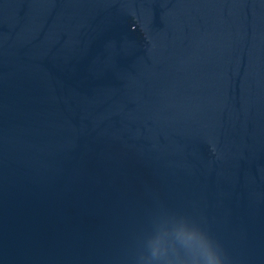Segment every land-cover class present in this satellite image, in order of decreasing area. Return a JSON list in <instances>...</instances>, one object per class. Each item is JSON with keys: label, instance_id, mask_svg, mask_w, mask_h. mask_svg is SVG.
<instances>
[{"label": "water", "instance_id": "95a60500", "mask_svg": "<svg viewBox=\"0 0 264 264\" xmlns=\"http://www.w3.org/2000/svg\"><path fill=\"white\" fill-rule=\"evenodd\" d=\"M172 214L264 264V0H0V264H135Z\"/></svg>", "mask_w": 264, "mask_h": 264}, {"label": "clouds", "instance_id": "9594fccd", "mask_svg": "<svg viewBox=\"0 0 264 264\" xmlns=\"http://www.w3.org/2000/svg\"><path fill=\"white\" fill-rule=\"evenodd\" d=\"M135 264H228L219 243L199 221L172 214L139 238Z\"/></svg>", "mask_w": 264, "mask_h": 264}]
</instances>
